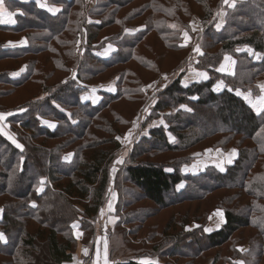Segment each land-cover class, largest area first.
<instances>
[{
	"label": "trees",
	"instance_id": "trees-1",
	"mask_svg": "<svg viewBox=\"0 0 264 264\" xmlns=\"http://www.w3.org/2000/svg\"><path fill=\"white\" fill-rule=\"evenodd\" d=\"M38 1L4 0L16 23L0 25L9 134L0 131V264L68 263L87 241L96 264L103 250L112 264H264V112L242 97L262 92L264 0H44L55 14ZM194 16L198 32L179 47ZM20 39L25 46L10 47ZM107 44L115 51L98 57ZM167 54L175 65L161 69ZM226 56L231 74L217 71ZM190 67L207 78L183 87ZM162 75L164 87L148 98ZM114 78V94L80 101L86 87ZM229 148L237 155L223 172L182 173L194 153ZM111 192L118 220L97 240ZM214 211L224 224L206 233Z\"/></svg>",
	"mask_w": 264,
	"mask_h": 264
},
{
	"label": "rangeland",
	"instance_id": "rangeland-1",
	"mask_svg": "<svg viewBox=\"0 0 264 264\" xmlns=\"http://www.w3.org/2000/svg\"><path fill=\"white\" fill-rule=\"evenodd\" d=\"M25 1L29 2V0H25ZM37 3H39V5L43 8L46 7L48 9L52 10V11H50V13H52V14H55L56 12H58L57 7L53 8L54 6L48 5L44 0L38 1ZM93 3L95 4V0H88V4L92 5ZM7 13H12V12L8 11L7 7L5 8L3 6V11L0 12V21H2V22H0V24L12 26L16 23V21L14 19V15L12 13L11 17H9L7 15ZM223 18H224V14H222L220 16V19L217 23L216 29L218 31L222 27ZM169 26L171 28H173V26H175V24L171 23V24H169ZM189 26H190V29L188 32H185V30H184V32L182 34L180 33V38L182 40L180 41V45L178 44L179 47L186 46V45L193 42L191 33H196V32H198V29H199L198 18L196 16H194L191 19ZM134 32L135 31H127L126 34L132 35V34H134ZM185 33H187V36H188L187 40H185V38H184ZM204 41H206V39ZM25 44H26V42H25V40H23V41H20L17 45L19 47H23V46H25ZM109 45H111V49H109ZM115 49L116 48L114 47L113 44H107L103 49H101L99 51H95L94 53L100 58H107L115 51ZM198 49H199V47H198ZM195 50L197 51V48ZM197 53H198V55H200V50L197 51ZM153 56H154V53H151V57H153ZM226 58H228V59H226ZM254 58L256 59L257 56H254ZM233 64H234V59L232 57L226 56L223 59V62L221 63V65L219 66L218 71L221 73L229 74V72H230L229 68H233ZM173 65H175V64L173 63L171 56L169 54H167V56H164V62L161 64V69L164 68L165 70L166 69L169 70ZM221 69H223V70H221ZM200 73L206 74V72H204V71H198V70H195L194 67H190L189 70L187 71L186 75L183 77V79L181 81V85L184 87L188 84L189 85L192 84L193 82L205 81L206 78L204 76L199 75ZM165 77H167V76L162 75L161 77L157 78L153 83H151L147 87L145 92H146V95L148 96V98L153 97L154 94L158 90H160L164 87V85L167 81V79H165ZM206 77H207V74H206ZM113 80L116 81L117 79L114 78V79L110 80L111 82L107 81V82H104V83H101L98 85L86 87L88 89V91L89 90H91V91L81 95L80 101L81 102H88L87 100H89L90 104L95 105L101 100L103 94H114L116 92V86H115L116 83H114ZM259 85H264V82H259ZM215 89L216 90H222L223 84L221 82H219L216 85ZM261 96H264V91H262L261 94L255 98H252L248 94L242 95L245 102L254 110V112H257V111L252 107V104L257 103L258 98ZM245 97H248V98L246 99ZM4 119H5V116H4ZM0 121H1V123H0V131H1L3 122H2V120H0ZM161 124H162V121H158V122H156V124L154 126H158ZM3 128H5V125L3 126ZM2 131L5 133V135H7V136L9 135L7 128L3 129ZM147 132H148V130H146V132H144V134H147ZM129 133H130V135H129ZM129 133L123 139H121L122 144H126L129 141H132L134 139V136H135L134 130L132 132H129ZM233 150H235V149L234 148H229L228 150L205 149L203 152H196L193 154V156H195L196 159L190 165L183 167L182 173L186 174V175H194L195 173L197 174V173L203 172L209 166H212V167L216 168L217 170L223 172L225 170V168L227 166L231 165L236 158L237 154L234 157H231V162H229L230 154L233 152ZM70 158H71L70 154L66 155L65 161H69ZM183 187H184V184L181 183L177 187V189L180 190ZM220 214H222V215H220ZM117 220L118 219L116 217V221ZM103 223L105 224L104 220H102V219H101V221H99V220L97 221L98 228H96V236L94 237L97 240H99L102 235L104 236V234H106L107 231H113V229H114L113 227L110 230H108L106 228L105 229L106 231H104V229H103L104 227L102 226ZM223 224H224L223 213L220 211H214L213 213L210 214L209 219H208V223L204 227V230L207 233H212V232L220 229ZM193 227H196V225H193ZM146 232L147 231L143 232V234H145ZM125 239L129 243L136 242V241L130 240L129 237H125ZM103 240H104V238H103ZM87 245H88V241H87ZM92 258H93L92 260L95 262L96 258L95 259H94V257H92ZM206 260H207V263L211 262V259H209V257Z\"/></svg>",
	"mask_w": 264,
	"mask_h": 264
},
{
	"label": "crops",
	"instance_id": "crops-1",
	"mask_svg": "<svg viewBox=\"0 0 264 264\" xmlns=\"http://www.w3.org/2000/svg\"><path fill=\"white\" fill-rule=\"evenodd\" d=\"M23 1V0H21ZM4 7L6 8L5 4H4ZM51 7V6H50ZM46 8V7H45ZM54 8V7H53ZM48 11H52L48 8H46ZM14 15V14H13ZM2 26H10V25H3V24H0ZM15 25V24H14ZM13 26V25H12ZM24 39H20L19 41H17L16 43H13L11 44L10 47H19L17 44L20 42V41H23ZM26 42V41H25ZM26 45V44H25ZM230 72L229 74L232 73V70L233 68H229ZM218 71V70H217ZM219 72V71H218ZM19 73H23V70H21L20 72H17L14 74L15 77H18ZM221 73V72H220ZM114 83H116L115 80H113ZM111 82V81H110ZM199 81L197 82H193V83H198ZM189 85V84H188ZM186 85V86H188ZM184 86V87H186ZM91 90L85 92V93H88L90 92ZM83 95V94H82ZM88 103H89V100H87ZM92 105V104H91ZM253 110V109H252ZM257 113V112H256ZM2 129H5V128H8L6 122H5V119L2 120ZM45 122H48V123H45ZM1 123V121H0ZM5 123V124H4ZM50 124H54L55 127H56V123L55 122H51V121H43L42 122V125L45 127V128H48L49 130H53L55 129V127H49L48 125ZM5 125V128H3V126ZM209 167H212V166H209ZM196 174V173H195ZM198 174V173H197ZM116 200H117V196H116V193L114 192H111L110 196H109V201L108 203L105 205V207L100 211V215H99V221L104 220L105 224L103 223L102 226L104 227L103 229L105 230L106 228L107 229H111L115 222H116V216H115V204H116ZM109 205H111V210L109 209ZM0 216H1V213H0ZM101 224V223H100ZM98 228V224H97V227ZM207 233V232H206ZM87 256H92L95 258H97V255H96V250L95 248L93 247H90L88 245H83L81 243H78L77 246H76V249L75 251L73 252L72 254V259L70 262L68 263H63V264H81L82 261L85 259V257ZM147 260H150L152 261V264H160V261L157 259V258H153V257H138L137 259L134 260L135 263L137 264H141L142 261H147ZM95 264H96V261H95ZM100 264H112L110 261H108V258H107V253L103 250L102 251V255H101V262Z\"/></svg>",
	"mask_w": 264,
	"mask_h": 264
},
{
	"label": "snow or ice",
	"instance_id": "snow-or-ice-1",
	"mask_svg": "<svg viewBox=\"0 0 264 264\" xmlns=\"http://www.w3.org/2000/svg\"><path fill=\"white\" fill-rule=\"evenodd\" d=\"M224 2H225L226 4H229V6H234V3L232 2V0H224ZM3 6H4V0H0V12L3 11ZM7 15H8L9 17H11L12 13H7ZM0 22H2V21H0ZM173 27H175V26H173ZM126 31H128V30H126ZM184 38H185V40L188 39L187 33H185ZM109 49H111V45H109ZM247 50H248L249 52L252 51L251 49H247ZM197 51H199L198 48H197ZM226 59H228V58H226ZM221 70H223V69H221ZM199 75L204 76L205 78H207V77H206V74H204V73H200ZM165 79H166V77H165ZM258 87H260L261 90L264 91V85H259ZM237 94H240V93L238 92ZM250 95H251V94L249 93V96H250ZM245 98L247 99L248 97H245ZM252 107H253L258 113H260V112H264V96L259 97V98H258V102H257V103H253V104H252ZM185 110H186V111H190V109H187V108H186ZM3 119H4V115H3V114H0V120H3ZM45 123H48V122H45ZM48 126H49V127H53V128L55 127L54 124H50V123H49ZM261 131L264 132V129H261ZM129 135H130V133H129ZM9 139H11L13 143H16V141H15L12 137H9ZM17 147H20V145L17 144ZM236 154H237L236 151L233 150V152L230 154L229 162H231V157H234ZM119 162H122V161H118V163H119ZM41 183H43V181H41ZM40 190H42V189H38V191H40ZM33 206H35V205H33ZM109 209L111 210V205H109ZM2 211H3V210H0V213H2ZM220 215H222V214H220ZM74 227H75V226H74ZM77 235L79 236L80 234L77 233ZM0 239H4V234L0 233ZM241 251H243V250H241ZM141 264H152V261H150V260L142 261Z\"/></svg>",
	"mask_w": 264,
	"mask_h": 264
},
{
	"label": "built area",
	"instance_id": "built-area-1",
	"mask_svg": "<svg viewBox=\"0 0 264 264\" xmlns=\"http://www.w3.org/2000/svg\"><path fill=\"white\" fill-rule=\"evenodd\" d=\"M93 258L91 256L85 257V259L82 261L81 264H95V262L92 260Z\"/></svg>",
	"mask_w": 264,
	"mask_h": 264
}]
</instances>
